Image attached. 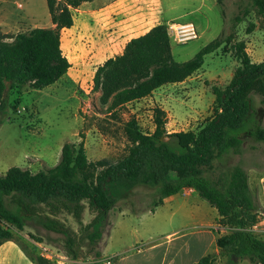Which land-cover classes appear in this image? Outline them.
I'll use <instances>...</instances> for the list:
<instances>
[{"label": "rangeland", "instance_id": "obj_1", "mask_svg": "<svg viewBox=\"0 0 264 264\" xmlns=\"http://www.w3.org/2000/svg\"><path fill=\"white\" fill-rule=\"evenodd\" d=\"M160 1L163 23L169 30L173 55L177 62L191 60L203 47L217 38L229 39L230 43L206 56L202 69L184 85L166 86L159 90L162 93L157 98L153 96L130 103L116 112H109L107 106L101 103V93L93 89L97 64L91 60L93 53L88 50L89 44H84V39L76 43L71 39V46L75 45L79 54L85 55L83 60L73 65L69 74L54 85L42 90H34L27 85L19 93L13 94L11 102L19 100L17 113L9 110L6 115L0 116V175H5L12 167L28 170L32 174L47 171L60 163L66 144L78 145L81 141H84L89 162H117L128 154L132 146L125 131L129 120L137 119L144 132L153 133V110L159 106L167 107L172 113V118H167L171 125L166 124L169 134H173L169 132L173 130L196 131L216 115L217 104L213 87L224 88L228 85L241 64L236 45L245 44L252 62L264 61V18L257 14L254 0H222L221 4L216 0ZM4 9V15L16 20V27L10 32L11 35L19 30L28 32L34 28H49L52 25L47 0H0V13ZM76 11L74 18L78 15ZM172 23H193L199 38L184 45L176 44L170 30ZM252 24L254 27L249 31ZM65 52L68 53L67 48ZM166 97L170 98L169 103L165 102ZM249 98L255 117L241 134L243 142L215 163L210 176L214 180H226L234 167L246 171L250 193L258 209V222L252 231L257 238L264 240V142L256 141L250 136V130L255 126L264 127V79L251 89ZM154 194L155 190L139 186L120 200L109 212L103 238L94 249L87 238L91 230L87 231L86 228L95 219L97 212L92 211L87 201L83 202L85 210L81 221L62 203L54 202L50 205H32L30 213L25 216L26 224L21 229L1 219L0 225L10 231L11 238L32 258L42 257L56 264H105L106 258L113 259L112 256L116 254L122 255L110 260L111 264H116L125 257L128 260L124 264H173L172 257L175 254L178 262L189 263L200 258L203 247L212 252L208 247V237L202 240L200 234L210 221H214L211 213L204 212L198 204L193 203L197 208L196 220H190L183 213H178L170 221L169 216L162 214L178 210L173 202L181 201L182 197H177L173 202H167L158 216L151 213L142 221L133 216L131 226L127 227L128 231L115 237L105 251L104 258L103 241L111 229L112 217L123 211L135 216L151 212L143 211L152 205ZM195 197L200 203L209 206L207 201L199 196ZM21 200L10 199L9 207L13 210L25 208L28 202ZM43 217L61 222L74 233L79 258L73 259L67 254L65 237L46 229L40 221ZM213 225L215 228L210 230L216 236L227 235L235 230L231 225H221L219 220ZM177 229L182 230L178 232L179 237L174 239L169 256L163 262L162 255L166 245L170 243L167 242L166 235ZM196 239H199V243L193 249ZM155 244L161 245L159 250L150 252V247ZM189 244L192 247L190 253L186 252ZM138 249H141V253L136 252ZM180 249L182 251L178 255ZM97 252L101 255L100 258L96 256ZM212 256L215 257L214 264H229V257L222 250L220 255ZM236 260L239 264H259L247 258Z\"/></svg>", "mask_w": 264, "mask_h": 264}, {"label": "trees", "instance_id": "obj_2", "mask_svg": "<svg viewBox=\"0 0 264 264\" xmlns=\"http://www.w3.org/2000/svg\"><path fill=\"white\" fill-rule=\"evenodd\" d=\"M91 1L47 0L54 28H34L11 35L0 27V116L9 110L17 113L19 100L11 102V98L25 86L42 90L67 75L71 64L61 47V32L74 25V12ZM218 2L221 4L222 0ZM253 5L264 18V0H254ZM253 27L250 25L249 31ZM228 43L229 39L217 38L194 58L180 63L174 58L167 26L158 24L130 40L123 54L99 66L93 78V89L101 93V103L107 110L116 112L153 95L163 86L184 82L202 69L206 56ZM236 49L241 64L228 85L213 87L216 115L199 129L169 134L167 113L158 107L154 109L153 133L144 132L137 119L129 120L125 131L132 146L117 162H89L84 141H81L78 145L66 144L60 163L47 171L32 174L12 167L5 175H0V219L21 229L32 205L57 202L81 221L85 210L83 202L87 201L92 211L97 212L86 228L91 230L87 238L94 249L103 238L109 212L136 187L155 190L152 205L143 212H154L168 197L193 188L200 198L217 209L221 225L235 227L230 234L216 240L217 246L228 255L229 264H239L237 258L264 264V240L252 231L258 222V209L250 193L246 171L234 167L226 180H214L210 176L215 163L243 142L241 134L255 117L249 92L264 79V61L252 62L244 43H238ZM250 136L264 142V127L255 126ZM14 198L28 203L25 208L13 210L8 202ZM40 219L46 229L65 237L69 256L80 257L72 231L55 219ZM11 237L10 231L0 225V246L12 241ZM96 256L101 257L98 252ZM33 259L36 264H56L42 257ZM214 263L215 257L209 255L196 264Z\"/></svg>", "mask_w": 264, "mask_h": 264}, {"label": "crops", "instance_id": "obj_3", "mask_svg": "<svg viewBox=\"0 0 264 264\" xmlns=\"http://www.w3.org/2000/svg\"><path fill=\"white\" fill-rule=\"evenodd\" d=\"M219 4L218 0H216ZM6 10H2L0 13V27L5 33L10 34L12 30L15 29L16 25L11 18H8L6 15ZM76 13L78 14L75 17L74 25L70 29H63L61 32V47L64 55L68 58L71 68L73 65L81 62L83 60L82 54H79L76 46H71L72 40L76 43L78 40L84 39L86 42L84 44L88 45V49L92 54V62L97 64L95 72L99 66H101L105 61L110 58H115L123 54L124 49L127 43L137 37H140L147 32H149L154 26L163 23V9L160 0H93L91 2H86L77 9ZM181 24V23H178ZM55 25H52L49 28H54ZM32 30V29H31ZM21 30L15 34L20 33ZM25 32V31H23ZM72 39V40H71ZM79 42V41H78ZM73 43V44H74ZM79 46V48H81ZM87 47V46H86ZM67 48L68 53L66 54L65 49ZM82 55V56H81ZM263 62V61H262ZM69 71L67 74H69ZM200 71V70H199ZM197 73V72H196ZM195 73V74H196ZM194 74V75H195ZM95 75V74H94ZM189 77L182 83L170 84L172 86L184 85L189 80H192L193 76ZM169 86V85H166ZM163 86L162 88L166 87ZM162 88L156 90L153 95L146 97L147 98H157V95H161L162 92H159ZM141 99L139 101H142ZM169 97L165 98V102L169 103ZM136 101V102H139ZM164 102V103H165ZM162 110L167 113L168 119L172 118V113L167 107L159 106ZM155 109V108H154ZM154 112V110H153ZM171 125V122H167V126ZM170 133H177V130L169 131ZM195 196H199L193 188H185L179 194L168 197L164 200V203L158 207L154 212H146L142 215L135 216L126 211L119 212L112 217L111 229L103 241V257L105 258V251L109 248L110 243L115 239L116 236L124 234L128 231L127 227L131 226L133 222L132 217H139L142 221L147 215L154 214L156 216L162 213V210L166 207L167 202L172 201L177 197H182L181 201L173 202L177 205L175 211L163 212L164 216H169V220L173 221L178 213H183L185 218L190 220L197 219V208L193 206V203H196L200 208L206 212L213 215V222L210 221L208 227L200 234L202 235V240L208 237V247H210L212 252H209L208 248L203 247L201 250L200 258H196L191 262H181L177 261L175 254L172 257L173 264H196L201 258L211 255H220L221 249L217 246L216 240L219 236H216L212 231L215 228L214 222L219 220L220 215L216 208L212 207L208 202L209 206L204 203H200ZM200 197V196H199ZM191 198V199H190ZM216 210V211H214ZM212 228V230H210ZM182 229H177L166 235L167 242H170L166 245V249L162 255V261L164 262L169 256L170 247L173 244L174 239L179 237L178 232ZM196 235V234H195ZM197 236V235H196ZM186 238V237H185ZM199 239H196V242L193 244V249L197 247ZM185 245L187 243L185 242ZM160 244H155L150 247V252L159 250ZM191 244L186 248V252H191ZM123 253V250H121ZM181 249L178 252V255L181 253ZM136 252L141 253V249H138ZM122 254H116L113 257H119ZM149 256V255H147ZM188 259V256L186 257ZM113 260L112 258H106V260ZM105 260V264L106 263ZM128 258H121L116 264H124ZM162 262V263H163ZM0 264H36V261L31 258L18 242L12 240L3 243L0 246Z\"/></svg>", "mask_w": 264, "mask_h": 264}, {"label": "built area", "instance_id": "obj_4", "mask_svg": "<svg viewBox=\"0 0 264 264\" xmlns=\"http://www.w3.org/2000/svg\"><path fill=\"white\" fill-rule=\"evenodd\" d=\"M170 30L173 32L174 42L178 45H184L190 41L197 40L199 34L193 23L170 24ZM106 263L111 264L110 259Z\"/></svg>", "mask_w": 264, "mask_h": 264}]
</instances>
